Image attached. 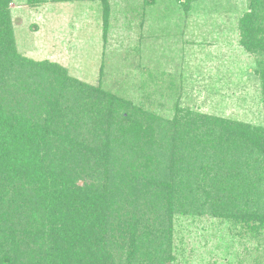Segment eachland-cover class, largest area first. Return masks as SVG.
Wrapping results in <instances>:
<instances>
[{
  "label": "trees",
  "instance_id": "obj_1",
  "mask_svg": "<svg viewBox=\"0 0 264 264\" xmlns=\"http://www.w3.org/2000/svg\"><path fill=\"white\" fill-rule=\"evenodd\" d=\"M12 1L0 0V264H180L173 223L193 212L263 228L264 207L255 213L241 205L264 203V126L187 109L162 120L178 130L160 140L153 124L136 119L138 109L132 114L111 96L96 105L100 127L91 141L58 151V98L43 89L33 98L9 73L25 64L54 85L83 86L58 63L16 52ZM239 31L242 48L264 57V0H249ZM255 74L264 105V59ZM115 160L117 169L109 166Z\"/></svg>",
  "mask_w": 264,
  "mask_h": 264
},
{
  "label": "rangeland",
  "instance_id": "obj_2",
  "mask_svg": "<svg viewBox=\"0 0 264 264\" xmlns=\"http://www.w3.org/2000/svg\"><path fill=\"white\" fill-rule=\"evenodd\" d=\"M107 2L106 24L104 0H13L10 5L16 52L58 63L83 86L79 91L54 85L50 75L25 64H15L9 73L33 98L42 89V96L58 98L54 107L61 115L52 122L64 132L58 151L91 141L100 127L96 105H106L111 96L130 104L127 111L138 109L136 119L153 124L160 140L178 130L162 120L174 121L187 109L264 126L255 74L264 57L240 43L239 22L249 0H154L151 6L146 0ZM92 90L90 99L78 96ZM73 125L78 136L71 134ZM109 166L117 169L116 160ZM258 200L240 205L257 213L264 207ZM240 221L197 212L176 215L173 257L180 264H264V226Z\"/></svg>",
  "mask_w": 264,
  "mask_h": 264
}]
</instances>
